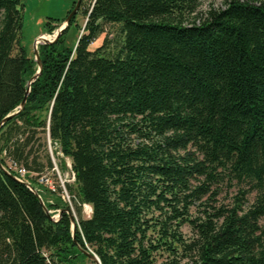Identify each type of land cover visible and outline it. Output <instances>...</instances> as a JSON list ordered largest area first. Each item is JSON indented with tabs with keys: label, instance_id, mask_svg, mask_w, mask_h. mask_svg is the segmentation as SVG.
I'll use <instances>...</instances> for the list:
<instances>
[{
	"label": "trees",
	"instance_id": "16d2710c",
	"mask_svg": "<svg viewBox=\"0 0 264 264\" xmlns=\"http://www.w3.org/2000/svg\"><path fill=\"white\" fill-rule=\"evenodd\" d=\"M197 5L93 0L74 48L65 39L76 15L38 46L41 72L2 124L37 65L21 45L23 0H0V264H78L88 249L100 264H264V0H228L198 22ZM105 25L121 38L91 50ZM47 138L70 159L66 189L91 207L88 219L45 201ZM224 181L244 186L250 205L239 196L191 219Z\"/></svg>",
	"mask_w": 264,
	"mask_h": 264
},
{
	"label": "rangeland",
	"instance_id": "374dc122",
	"mask_svg": "<svg viewBox=\"0 0 264 264\" xmlns=\"http://www.w3.org/2000/svg\"><path fill=\"white\" fill-rule=\"evenodd\" d=\"M76 1L77 0H23L24 20L21 45L25 48L29 58L34 59L33 47L36 39L42 35H47L49 36V40H52L56 31L65 21L72 3ZM227 1L228 0H198L197 9L193 14L194 20L198 22L200 18L205 17L206 13L210 9L224 8ZM92 2L93 0H82L79 10L75 16L74 25L68 31L67 37L65 39V45L67 47L74 48L79 37L83 34V29L87 20L85 11L90 9ZM49 18L55 19L54 21H51V26H55V24L58 26L52 33H47L44 29V26L46 22L49 21ZM192 20L193 19L190 18L188 21ZM105 37L107 38L106 50H113L115 48V43L121 38L116 26L105 25L104 33L97 37V39L90 46V49L94 50L101 46ZM41 44L42 43L37 44V50L38 46ZM46 141V153L50 157L53 168L46 171L44 175L39 176L37 179V184L41 185L43 189H48L53 192V194L49 193L48 191L43 192L45 201L56 202L57 198H61V200L69 206L73 216L75 215L76 217L79 214L81 218L88 219L91 215V207L86 204L77 203V201L72 199L66 189L65 183H68L74 187L73 177L70 169V159L62 156L59 146L55 144L51 145V142L48 138ZM33 151H35V154L39 157H43L45 153L43 152V148L37 145L33 146ZM63 164L64 168L62 167ZM7 165L11 168V170L19 172L21 175L23 172H25L24 169L15 167L9 162H7ZM31 176L35 177L36 175L31 174ZM245 190L246 189L244 186L239 185L236 182L229 183L228 181H224L218 187L211 188V191L216 193L213 197L214 201L208 200L210 194L205 196L201 201L195 202L194 205L190 207L189 216L191 219L202 216L201 212L203 210L206 209L207 211H211L210 206H213L214 208H219L222 206L226 208H232L236 203V198L239 196H244L241 207L242 209H245L253 201V195H242V192ZM207 205H209V207H206ZM86 206H88V208ZM48 212L50 214L52 211ZM53 219H56L55 215L53 216ZM179 232L187 242H189L194 237L191 226L187 223L180 227ZM87 252L92 253V250L88 249ZM178 254H181V252ZM155 256L156 260L161 262L162 260L167 259L168 253L165 251H159ZM78 264H95V262L86 257Z\"/></svg>",
	"mask_w": 264,
	"mask_h": 264
},
{
	"label": "water",
	"instance_id": "95a60500",
	"mask_svg": "<svg viewBox=\"0 0 264 264\" xmlns=\"http://www.w3.org/2000/svg\"><path fill=\"white\" fill-rule=\"evenodd\" d=\"M82 0H77L74 4V7L73 9L71 10V12L67 15L65 21L63 22V24L60 26V28L56 31V33L54 34L52 40H49V39H43L42 40V44H46V43H53L54 41H56V39L58 38V36L65 30V28L68 26L69 22L71 21V19L76 15V13L78 12L79 10V7H80V4H81ZM37 40H40L39 37L36 39V41L34 42V47H33V52H34V61L36 62V65H37V71L36 73L31 77V79L28 81L27 85H28V89L26 90L25 92V96H24V99L22 100L20 106L18 107V111L15 112L14 114H11L9 115L7 118H5L2 122V124L7 120L9 119L10 117H12L13 115H16L17 113H19V111L24 107L25 103H26V98H27V95H28V92H29V86L30 84L39 76L40 72H41V62H40V59H39V54H38V50H37V44L39 42H37ZM1 124V125H2ZM20 182H22L21 180H19ZM28 187L29 185L26 184ZM31 190V189H30ZM37 195V194H36ZM38 196V195H37ZM41 205L43 207V209L47 212V214H49V212L47 211V209L45 208L44 204L41 202ZM65 211L66 213L70 214L69 211L67 210H63ZM60 214H61V211H59L57 213L56 216V219H58L60 217ZM51 219H53V217H51ZM71 222H72V237L74 236V227H75V224H74V219L73 217L71 218ZM81 252L87 257L89 258L90 260H92L93 262H95V264H100L99 263V260L97 259V257L92 254V253H88L87 251H84V250H81Z\"/></svg>",
	"mask_w": 264,
	"mask_h": 264
},
{
	"label": "bare ground",
	"instance_id": "6f19581e",
	"mask_svg": "<svg viewBox=\"0 0 264 264\" xmlns=\"http://www.w3.org/2000/svg\"><path fill=\"white\" fill-rule=\"evenodd\" d=\"M40 40H37V42L41 43L43 39H49V36L47 35H42L39 37ZM40 175V174H39ZM31 179V178H30ZM88 208V206H86ZM70 210V209H69ZM73 215V214H72ZM71 216V215H70ZM75 218V217H73ZM75 220V219H74Z\"/></svg>",
	"mask_w": 264,
	"mask_h": 264
},
{
	"label": "built area",
	"instance_id": "2783aa9c",
	"mask_svg": "<svg viewBox=\"0 0 264 264\" xmlns=\"http://www.w3.org/2000/svg\"><path fill=\"white\" fill-rule=\"evenodd\" d=\"M70 169H71V166H70ZM23 171H24V170H23ZM19 174H20V173H19ZM24 174H25V172H23L22 175L20 174V176L23 177ZM71 174H72V177L74 178V175H73L72 171H71Z\"/></svg>",
	"mask_w": 264,
	"mask_h": 264
}]
</instances>
